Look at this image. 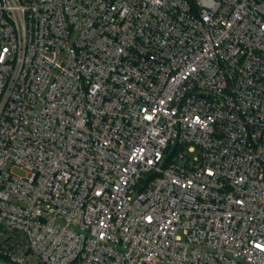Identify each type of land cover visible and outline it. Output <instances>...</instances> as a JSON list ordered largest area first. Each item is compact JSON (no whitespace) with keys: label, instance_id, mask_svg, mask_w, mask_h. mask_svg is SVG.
<instances>
[{"label":"built area","instance_id":"built-area-1","mask_svg":"<svg viewBox=\"0 0 264 264\" xmlns=\"http://www.w3.org/2000/svg\"><path fill=\"white\" fill-rule=\"evenodd\" d=\"M0 257L264 264V0H0Z\"/></svg>","mask_w":264,"mask_h":264},{"label":"rangeland","instance_id":"rangeland-1","mask_svg":"<svg viewBox=\"0 0 264 264\" xmlns=\"http://www.w3.org/2000/svg\"><path fill=\"white\" fill-rule=\"evenodd\" d=\"M13 171L18 173V174H23L24 171L20 169L19 167H14ZM0 264H14L11 260L0 257Z\"/></svg>","mask_w":264,"mask_h":264}]
</instances>
